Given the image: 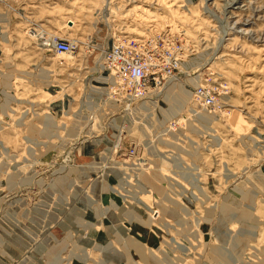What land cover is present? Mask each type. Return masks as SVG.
Listing matches in <instances>:
<instances>
[{"label":"rangeland","instance_id":"1","mask_svg":"<svg viewBox=\"0 0 264 264\" xmlns=\"http://www.w3.org/2000/svg\"><path fill=\"white\" fill-rule=\"evenodd\" d=\"M0 264H264V0H0Z\"/></svg>","mask_w":264,"mask_h":264},{"label":"built area","instance_id":"2","mask_svg":"<svg viewBox=\"0 0 264 264\" xmlns=\"http://www.w3.org/2000/svg\"><path fill=\"white\" fill-rule=\"evenodd\" d=\"M50 44L58 53H70L73 49V43L70 40L53 37ZM146 46L144 37L130 40L114 39L102 57L100 77L106 85L109 84L104 89L111 90V94L116 97L114 101H120L122 108L128 109L132 105L134 107L140 104L152 80L151 75L157 71L155 67L158 65L154 66L157 63L152 55L147 53ZM192 97L204 107L210 106L213 102L212 94L201 86L193 89ZM134 150L132 147L128 154L133 156Z\"/></svg>","mask_w":264,"mask_h":264},{"label":"bare ground","instance_id":"3","mask_svg":"<svg viewBox=\"0 0 264 264\" xmlns=\"http://www.w3.org/2000/svg\"><path fill=\"white\" fill-rule=\"evenodd\" d=\"M157 65V64H154V66ZM153 73V72H152Z\"/></svg>","mask_w":264,"mask_h":264}]
</instances>
